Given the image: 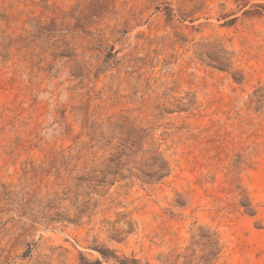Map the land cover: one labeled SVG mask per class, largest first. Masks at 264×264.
Listing matches in <instances>:
<instances>
[{"label":"rangeland","instance_id":"rangeland-1","mask_svg":"<svg viewBox=\"0 0 264 264\" xmlns=\"http://www.w3.org/2000/svg\"><path fill=\"white\" fill-rule=\"evenodd\" d=\"M0 264H264V0H0Z\"/></svg>","mask_w":264,"mask_h":264}]
</instances>
